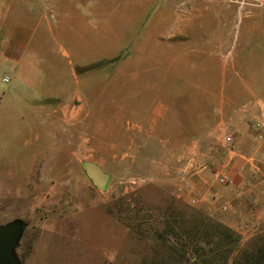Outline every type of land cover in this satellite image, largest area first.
I'll use <instances>...</instances> for the list:
<instances>
[{
  "label": "rangeland",
  "instance_id": "374dc122",
  "mask_svg": "<svg viewBox=\"0 0 264 264\" xmlns=\"http://www.w3.org/2000/svg\"><path fill=\"white\" fill-rule=\"evenodd\" d=\"M144 1L152 13H161L155 17V25L149 29L154 32L149 36L144 34L145 19L130 24L120 16L123 10H137L138 0H92L90 5L86 3V64H70L51 45L43 49L44 74L38 89L41 103L54 107L64 95L78 94L82 99L86 93L87 116L85 121L75 120L76 140L82 137L81 131L97 123L96 112L111 107L103 101L121 92L142 94L139 98L145 104L161 103L169 111L202 110L207 118L219 113L224 121L228 115L235 125L244 121L245 111L256 103L264 110V9L232 0ZM43 26H47L45 21ZM134 26L139 29L138 48L125 47L103 57L111 49L107 46L112 40L101 41L99 31L125 32ZM44 40L50 44V40ZM57 58L59 72L47 69V59ZM53 64L49 60V65ZM0 82V87L8 84ZM81 101L78 97L74 100ZM102 122L106 125H102L104 136H113L114 126L107 128L106 121ZM185 123L193 121L178 122L182 126ZM22 124H13L10 134L30 126ZM44 126L45 121V133ZM194 130L175 127L170 131L171 139L185 132L186 144H136L134 160L122 163L110 153V144H101V150L91 156L90 144L75 143L74 168L68 160L73 175L54 176L57 146L50 140L41 146L52 158L43 156L35 162L30 161L33 145L4 143L0 145V164L11 160V168L22 173L31 167L35 178L52 189L68 186L67 192H58V209H53L66 214L69 209L79 220L76 233L82 240H70V249L82 255H71L68 264H86V235L92 244L106 248V254L100 248L92 249L89 264H264V201L259 208L248 207L240 214L222 209L212 215L199 208L194 199L195 188L203 190L195 183L199 177L207 179L208 189L215 192L213 173L221 170L218 155L241 153L232 132L223 125L207 142L194 144ZM60 140L63 138L59 134ZM151 156L155 157L154 170ZM93 160L107 175L104 188H97L84 167ZM67 195L73 196V201L67 200ZM44 237L41 244H49L52 237ZM44 244L40 251L45 249ZM40 259L43 264L54 263L52 257Z\"/></svg>",
  "mask_w": 264,
  "mask_h": 264
},
{
  "label": "crops",
  "instance_id": "0c3cea01",
  "mask_svg": "<svg viewBox=\"0 0 264 264\" xmlns=\"http://www.w3.org/2000/svg\"><path fill=\"white\" fill-rule=\"evenodd\" d=\"M90 1L92 0H0V81L5 82L3 76L8 77V84L0 87V145L4 143H20L24 147L33 145L30 149V161L35 162L43 156L47 159L52 158L46 154L48 149L41 146L50 140L57 146L55 153L58 165L56 169L53 168L56 170L54 176L57 177L74 174L75 143L90 144L91 156L99 151L101 144H110V153H114L116 162L122 163L126 159L134 160L133 153L138 151L136 144L139 143L186 144L188 140L185 132L179 136L177 134V139H171L170 131L175 127L194 128L192 133L195 140L192 142L197 144L200 140L207 142L206 139L213 138L218 127L225 125L232 132L241 153L238 156L225 152L218 155L220 169L227 172L229 180L224 183L216 180L212 187L216 189L213 193L207 187V179L197 178L195 183L203 190L195 188L194 199L199 208L212 215L222 209L226 213L237 211L240 214L239 212L248 207L259 208L264 201L262 179L264 110L257 105L259 103L247 109L243 115L244 121L235 125L232 117L228 115L224 121V115L219 118V113L215 118H207L208 116L204 117L202 110H195L194 113L183 109L169 111L161 103L145 104L144 100L139 98L142 94L115 93L112 94L115 98L103 101L111 107L106 110L101 108L96 112L97 123L86 132L81 131L80 140L75 139V120L77 118L86 120V93L82 99L78 94L64 95L63 100L59 99L60 103L54 107L41 103L38 96L41 92L38 89L44 74L45 47L51 45L52 48H57L56 54L63 59L67 58L70 64L77 66L86 64V36L89 32L86 29V3L90 5ZM145 4L148 2L138 0L136 5H139L140 9L123 10L120 16L123 22L127 21L130 24L146 20L147 28L144 34L148 35L154 32L149 29L155 23V17L161 13H152L144 6ZM44 21L46 27L43 26ZM138 32L139 29L135 26L125 32L99 31L101 36L96 31L101 41L112 40L107 46L111 49L106 50L103 57L113 55L125 47L138 48L136 43L139 38ZM108 36H111V39ZM151 37L160 38L155 35ZM44 39L50 40V44H45ZM49 60L54 64L49 65ZM57 62L58 58L47 59L46 68L59 72ZM130 95L136 97L127 98ZM76 97L80 98L82 103H75ZM188 120H192L193 123H185L183 126L178 124L180 121ZM21 121L30 126L18 130L15 134L11 131L10 134V127L15 123L23 125ZM44 121L45 133L42 130ZM102 121H106L107 128L114 126L113 136H104L102 125L105 124ZM82 124L86 128L85 123ZM59 134L63 140L59 141ZM11 136L13 138H10ZM58 143H62L60 150ZM65 143L70 147L67 148ZM150 152L153 154L154 146H151ZM11 156L9 151V158ZM150 159L153 161L154 170L155 157L151 156ZM68 160L71 161L73 168ZM10 161L0 164V224L13 219H21L26 224L19 245L15 249L18 264H43L41 257H52L54 263L51 264H68L71 255L81 257L82 253L70 249V240H82L76 233V229H79V220L73 217L69 209L67 214L63 213L64 211L53 212V209H58V192L60 190L67 192L68 186L61 185L52 189L42 180L35 178L33 168L29 167L24 173L16 172L11 168ZM60 161L62 168H59ZM89 162L102 169L95 160ZM97 188L100 189L99 186ZM72 190L73 187L69 191ZM69 198L73 201V196L67 195V200ZM47 233L52 238L49 244L43 243L45 249L40 251L43 245L40 241L45 239L44 236L48 237ZM97 240L100 238L97 237ZM99 248L106 254L105 247L92 244L90 236L86 235V264L90 263L92 249ZM109 254L113 255L111 252Z\"/></svg>",
  "mask_w": 264,
  "mask_h": 264
},
{
  "label": "water",
  "instance_id": "95a60500",
  "mask_svg": "<svg viewBox=\"0 0 264 264\" xmlns=\"http://www.w3.org/2000/svg\"><path fill=\"white\" fill-rule=\"evenodd\" d=\"M84 167L94 182L100 188H104L107 175L102 169L91 162H86ZM25 225V222L21 219H13L0 224V264L19 263L15 249L19 245Z\"/></svg>",
  "mask_w": 264,
  "mask_h": 264
},
{
  "label": "built area",
  "instance_id": "2783aa9c",
  "mask_svg": "<svg viewBox=\"0 0 264 264\" xmlns=\"http://www.w3.org/2000/svg\"><path fill=\"white\" fill-rule=\"evenodd\" d=\"M232 1L240 5H249L258 9H264V0H232ZM3 81L7 82L8 77L7 76L3 77ZM213 176L220 183H224L229 180L228 174L225 170L224 171L216 170L213 173Z\"/></svg>",
  "mask_w": 264,
  "mask_h": 264
},
{
  "label": "trees",
  "instance_id": "16d2710c",
  "mask_svg": "<svg viewBox=\"0 0 264 264\" xmlns=\"http://www.w3.org/2000/svg\"><path fill=\"white\" fill-rule=\"evenodd\" d=\"M118 58V57H117Z\"/></svg>",
  "mask_w": 264,
  "mask_h": 264
}]
</instances>
